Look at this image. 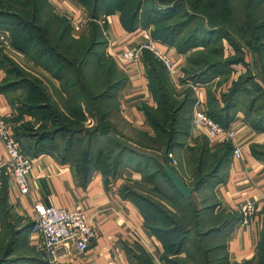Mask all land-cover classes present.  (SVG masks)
Listing matches in <instances>:
<instances>
[{
  "label": "crops",
  "instance_id": "crops-1",
  "mask_svg": "<svg viewBox=\"0 0 264 264\" xmlns=\"http://www.w3.org/2000/svg\"><path fill=\"white\" fill-rule=\"evenodd\" d=\"M54 3L69 13V16L73 15L77 19L86 16L82 10L78 11L63 0ZM102 19L106 25L107 36L103 53L114 59L117 69L126 77L125 83L114 92L118 109L111 121L117 131L116 137H121L122 141L132 144L138 150L142 149L139 152L157 161L165 152L150 150L140 144L138 138L137 143L132 136H154L146 115L141 110L142 106L155 107L148 89L143 54L140 60L133 64L121 60L123 52L135 49L143 42V29L126 31L120 24L118 13ZM70 21L72 25L76 23L72 19ZM70 32L75 33L73 29ZM161 48L174 61L177 73L175 75L182 77L181 70L186 67L188 54H180L166 45ZM249 56L244 59L245 67L243 63H237L240 68L234 71L238 76L247 73L246 68L250 67L252 58L250 56L248 61ZM41 72L44 73L45 80L48 79L52 87L58 90V96L63 95L60 83L43 69ZM175 78L171 74L172 81L178 86ZM262 79L264 78H258L256 81L260 91L264 90ZM6 82V71L0 63V117H7L14 135L23 122L30 121V116L21 115L17 109L20 106L22 91L4 87ZM208 82L184 85L186 89L191 86L195 100L192 109L196 104L207 114L216 107L223 108L225 101L220 93L224 94L228 90L224 88L225 91H221L215 87L210 89ZM225 116L230 118L227 126L236 130V136L231 142L209 138L202 128L192 125L190 113L187 130L171 148L176 164H172L170 159L168 164L187 188L192 190L190 198L184 199L196 204L200 213L199 227L204 219L211 221V215L220 212L225 216L233 214L240 217L237 223L225 227L227 231L218 232L221 235L226 233L223 245L219 244L224 246L222 257L228 258L230 264L249 261L255 264L258 260L257 246L264 227V159L254 156L251 148L255 146L258 149L264 145V130H256L251 120L241 110H235V107ZM221 119H224V116L221 115ZM234 147L240 149L239 158L233 155ZM27 156L33 161L28 176L29 192L21 194L5 166L8 154L0 141V189L5 187L7 202L6 208L0 212V264H47L40 252L38 234L33 231V227L42 209L49 206L78 210L95 229V237L85 252L76 253L72 246H67L62 250L67 257L58 264H140L141 255L147 257L151 264H164L162 243L146 228L135 196H126V192L137 196H150L168 210L175 212L158 193H171L163 178L155 175L151 181L144 179L150 175L146 174L153 163L150 159L148 164L140 159L134 162H127L125 159L120 162L114 173L93 169L90 176L81 181L75 166L55 153L42 152L36 156ZM218 158L221 162L215 175L207 184L194 188L199 167L204 168L202 172H207V166ZM139 163L140 167H137ZM144 187H151V194H146ZM155 188H158V191ZM246 201L253 202L255 210L248 222L242 224L240 205ZM222 224L221 221L213 225L210 223L209 226V222L205 220L204 228L208 226L206 229H222Z\"/></svg>",
  "mask_w": 264,
  "mask_h": 264
},
{
  "label": "trees",
  "instance_id": "trees-1",
  "mask_svg": "<svg viewBox=\"0 0 264 264\" xmlns=\"http://www.w3.org/2000/svg\"><path fill=\"white\" fill-rule=\"evenodd\" d=\"M43 1L46 3V0H23V4L18 3L19 7H16V2L14 0H0V27L9 29L8 31L12 35L13 47L26 56H30V58H32L31 60L35 61L38 66L44 68L43 70L49 73L51 78L59 81L61 94H63L58 96V90L56 91L55 87L53 89L49 88L40 78H34L32 76L28 79L19 69L13 68L11 70L9 62L1 58L2 61H0V63L2 67H4L7 75V82L4 84V87L21 90L24 96L23 98L26 101L21 105L22 114H20H27L30 116L37 115L38 118L37 125L34 126L30 121H26L14 132V138L23 153L36 156L42 152L54 153L57 151L55 154L64 160H69L75 166L78 178L81 181H85V179L90 176L93 169H99L103 173H114L118 169L120 162L125 159L127 162H134L140 159L145 162V164H148V159H150L153 163L150 171L149 169L146 171V174L150 175L148 177L146 176L144 179L151 181V178L155 177V175L161 176L165 184H167L171 190V195L164 194L161 191L158 193L174 210V205L177 201H180V203L188 209L187 212H190L193 229L195 228V230H197L199 227L200 213L197 210L196 204L183 198L167 178L162 167L163 163H169L167 154L171 153V148L174 143L177 142V139L187 130L190 113H192V106L195 101L192 97V89L187 88L185 90L186 93H182L185 95H181V98H179L180 95H176L170 89L171 83L167 78L165 79L151 73H155L152 67L153 61L157 62V66H161L163 69L165 68L151 53L144 51L143 59L148 89L155 103V107L142 106L141 108L146 115L149 126L154 132V136L151 137H147L145 134L143 135L152 141V144H145V147L150 150L163 151L165 153L161 159L154 161L146 156V154L139 152V150L133 146L123 143L122 140L116 138L117 131L111 121L113 116L111 110L115 106L118 107L114 98V92L125 83L126 77L117 69L113 58L105 55L103 52L101 54L97 52L98 49L104 48L107 42L101 35L100 26L96 23L101 13H109L103 16L111 15L113 11L118 10L120 13V24L126 31L134 32L138 29L147 30L149 25L154 24H148V22L139 19L140 12L143 8L146 9L148 18L155 17L156 15V19L159 20L165 19L170 14L179 10L184 11L185 15H189L186 7L193 10L197 1L159 0L162 3V6H159L157 2L153 0H138L131 4L130 2L132 0H78L84 5L88 11L89 17L93 20L91 23L94 25L93 34L90 36L87 45L84 41L85 39L82 41L70 39V27L68 24H63L58 34L55 33V30H51L41 24L39 18ZM260 1L261 0H255L254 3L257 5ZM116 4L118 6V9L116 8L117 10L114 8ZM212 5V3H209L206 8L212 10L214 7ZM159 12H164L163 14H165L166 17H161ZM208 13L209 12L205 10L202 14L206 15ZM112 14H114V12ZM54 18L57 19V21L60 20L58 16ZM214 31L220 33L224 32L221 28H217ZM170 33L171 32H162L158 29L151 32L150 36L154 40L169 46L171 45L170 47H172L174 43L169 39L168 34ZM173 34L174 33H171V35ZM65 36L70 39L71 43H74V46L69 43L68 46H65L68 50L63 51L65 52L63 53L59 47V43H62L66 38ZM261 46V44L258 46L253 45L254 49L258 48V52L254 51L252 54L264 53V49H261ZM236 50L238 53H241V55L226 60L225 64L245 62L243 50L238 48H236ZM176 51L180 54H186L189 49L179 47ZM93 54L98 58L96 66L104 61V68L100 76L94 75L96 81L91 80L89 82L85 75H83L82 69L83 64L87 65L89 57L93 56ZM190 59L191 58H188V60ZM202 62L206 64V68L201 67L204 71H202L199 76L194 74L196 77L190 75L192 76L190 81L193 85H197V79L200 80L198 83H203L207 75V80H209L212 77L210 74L212 71L215 69L218 70V67L224 66L222 62L209 63L206 59H203ZM13 72H15V77L13 75L11 76ZM186 73L189 74L187 69ZM258 89L260 91V88ZM24 90L26 91V96ZM232 92L236 93L237 90L233 88L231 92L228 93L223 108L217 109L216 107L211 113H208L213 120L224 127H228V121L230 120V118L225 116L226 113L230 112V110L235 107L229 100V98L233 97ZM17 109L19 111V106ZM85 113L89 115L95 123L90 129L85 128L83 124L86 120ZM221 115L224 116V119H221ZM252 125L256 130H264V116L262 119L260 118V122ZM98 135L102 137L106 136L107 143L110 144V147H107V149H100L96 153H93L95 140L98 139ZM59 136L61 137V146L58 143H54L56 147L51 149L53 144H49L47 141L55 138L56 142ZM251 150L254 156L264 159V145L258 147V149L253 146ZM58 151H60V153H58ZM220 162L221 159L218 158L214 163L208 165L207 172H202L204 168L202 169L200 166L198 178L194 182V188H199L207 184L215 175ZM137 167H140V163ZM155 190L158 191V188H155ZM126 193V196H135L139 204L138 207L144 217L146 228L162 243L164 249L162 256L163 263L185 264L182 260L178 259V255L185 246L186 240L184 236H187L190 231L187 225H184L181 220H179V215L177 216L174 212L168 210L164 205L150 196H137L131 192ZM6 205V190L5 187L2 186L0 189V212H3ZM175 212L177 211L175 210ZM239 220L240 217L237 215L227 214L222 228L227 227L229 224L233 225ZM197 233L198 240L200 241L199 243H201L202 238L207 236L210 232H202L199 230ZM179 235L183 237L179 241H176ZM168 240L174 241L171 245L176 246L177 244V250L173 253L175 256V260L173 261L168 259L170 253L167 251L170 246V244L167 243ZM196 244H198L197 241ZM197 250L206 256L209 252V250L204 247H202V249L198 247ZM6 252L5 249L4 253ZM142 256L144 255L140 256V261ZM257 256L258 264H264V227L257 246ZM140 264L151 263L147 257L144 256V262H140ZM243 264L253 263L249 261Z\"/></svg>",
  "mask_w": 264,
  "mask_h": 264
},
{
  "label": "rangeland",
  "instance_id": "rangeland-1",
  "mask_svg": "<svg viewBox=\"0 0 264 264\" xmlns=\"http://www.w3.org/2000/svg\"><path fill=\"white\" fill-rule=\"evenodd\" d=\"M16 2L15 6L19 7V4H23V0H14ZM57 0H46V3L43 1L42 10L40 13L39 22L43 25H45L47 28L51 30H55L56 34H58L63 26L69 25L70 30L73 29L75 33L70 32V39L74 40H84L86 42V45L90 39V36L93 34V27L91 23L93 20L89 17L88 11L84 7L82 3H80L78 0H63L64 3H67L68 5H71L78 11H83V13L86 15L84 18L77 19L75 16H69V13H66L63 9H60L57 7V5L54 3ZM138 0H132L130 2H137ZM156 1L159 6H162V3L159 0H153ZM194 0H191L193 2ZM197 4L195 5L196 10H191L188 7L187 13L189 15H185L184 11L179 10L172 14H170L168 17H166L164 12H159V15L161 17H166L165 19H156L155 17H149L146 9H142L139 15V19L141 21H146L148 24H154L149 25L147 28L148 32H154L155 30L160 29L162 32H171L174 33L173 35H169V39H171L173 46L171 48L178 49L179 47L187 48L189 49L188 55H186V67L182 69V77H177L176 70L174 73H168L166 69H163L161 66H157V62L153 61L152 67L155 70V73L151 72L153 75L160 76L162 78H167L169 82L171 83V90L176 95H180L179 98H181V95H185L182 93H186L184 89V85L191 83L190 79L194 76V74H197L199 76L203 69L201 67L206 68V64L203 63V59L208 60L209 63L211 62H222L224 66L218 67L219 69H215L212 71L211 78L207 80L208 75L203 80V83H198L200 81L199 79L196 80L197 85L198 84H204L205 82L209 81L210 84L208 88H220L221 91H225L226 88L228 90L223 94L220 93L222 96V99L224 97V101L227 100V95L233 88L237 90L236 93H233V97L229 98L232 105L235 106V110H241L245 116L251 120V123H257L260 122V118L264 116V90L259 91L258 88L259 85L256 83L258 81V78H264L262 75H264V53L261 54H252V52L257 51L258 48L253 47L262 45L261 49H264V0H261L259 4H255V0H196ZM149 3V1H148ZM212 3L214 6L212 10H208L206 6ZM211 6V7H212ZM113 7V6H112ZM114 8L118 9V6L114 5ZM116 9V10H117ZM207 10L209 13L206 15H203L202 13ZM211 11V12H210ZM114 14L118 13L120 16L119 11H113ZM112 12V13H113ZM111 13V15H112ZM109 13H101L99 16V19L96 20V23L100 26L101 29V35L106 40V25L104 23V19L109 15ZM157 14V13H156ZM256 15V16H255ZM59 17V21L55 19L54 17ZM74 20L76 23H71L70 20ZM163 21V22H159ZM105 26V27H104ZM196 28V29H195ZM217 28H221L224 30L223 33L215 32L214 30ZM9 29L0 27V36H4V39H0V61H2L1 58L4 60H7L10 64V69L13 68L19 69L21 72L25 74V77L30 79L32 76L35 78H41L43 79V82L49 86V88H54L51 85V82L47 79V81L44 78V73L42 74L41 70L44 69L38 64H36L35 61L31 60L30 56H26L24 53L18 51L15 49L12 45V35L8 31ZM144 30V29H143ZM197 31V32H196ZM196 32V33H195ZM171 35V36H170ZM142 36V35H141ZM66 38L60 42L59 47L61 48V51L68 50L65 46H68V44H72L74 46V43L70 42V39L65 36ZM162 45H166L162 43ZM170 47L169 45H166ZM242 49L244 59H246V56H251L250 61V67L246 68L247 73H243L241 75H237V72L234 71L236 68H240V66H237V63L233 64H225L226 60L232 59L234 56H240L241 53H238L236 50ZM98 53L103 52V47L98 49ZM149 52V51H147ZM258 52V51H257ZM65 53V52H63ZM96 53V54H98ZM150 53V52H149ZM195 54V55H194ZM250 56L248 61L250 60ZM83 57V56H81ZM80 57V58H81ZM154 57V56H153ZM30 58V59H29ZM188 58H191L188 60ZM97 56L93 54V56L89 57L88 64H83V75L89 80L96 81L94 78V75L100 76L103 71L104 61L96 66L97 63ZM157 60V59H156ZM158 61V60H157ZM24 62V64H23ZM159 62V61H158ZM231 63V62H230ZM32 64L33 67L30 65ZM162 65V64H161ZM31 66V67H30ZM163 66V65H162ZM243 66L245 67V63H243ZM30 69H29V68ZM99 67V68H98ZM187 72L189 74L186 73ZM31 74V75H30ZM171 74L175 76V82L171 79ZM15 77V72L11 73V76ZM49 75V73H48ZM192 75V76H190ZM255 75V76H254ZM21 76V74H20ZM50 76V75H49ZM19 77V76H17ZM51 77V76H50ZM53 79V78H52ZM45 80V81H44ZM264 80V79H262ZM194 81V80H193ZM47 82V83H46ZM59 82V81H58ZM60 83V82H59ZM180 87V88H178ZM183 88V89H182ZM191 88V86H190ZM225 88V89H224ZM231 93V94H232ZM24 94L26 96V91L24 90ZM24 96L22 95L19 101H21L19 106V113H21L22 106L24 104ZM84 100V99H82ZM26 102V101H25ZM195 105V104H194ZM118 107L115 106L111 113L112 115L117 114ZM22 114V113H21ZM27 115V114H26ZM86 115V120L84 121V127L90 129L92 126L95 125L94 121L89 117V115ZM30 116V115H27ZM37 115L30 116V122L32 125H37ZM26 122V121H25ZM40 123V122H39ZM81 126V125H80ZM48 127V126H47ZM127 132L129 130L127 129ZM98 139L95 140V145L93 148V153L97 152L100 149H107V147H110V144L107 143V137L106 136H100L98 135ZM133 138H135L137 142L140 144H152V141L149 138H146L142 135L132 134ZM129 137V136H128ZM59 138H55L52 140H48L49 144H53L52 148L56 147L54 143L62 144L61 140ZM122 140L121 137H116ZM127 140V138H125ZM125 144H128L130 146H133L130 143H127L125 141H122ZM137 142V143H138ZM157 146V145H156ZM142 151V149H139ZM54 153H57L54 152ZM60 153V151H58ZM148 153V152H147ZM151 154V153H150ZM154 186V185H153ZM164 188V187H163ZM144 192L146 194H151V187L147 188L144 187ZM207 194V193H206ZM168 195H171L169 193ZM174 208L177 212H174L179 220L184 225H187V228L189 229V233L187 236H184L185 246L183 249H181L180 254L178 255V259L182 260L185 264H230L228 261V258L222 257L224 254V246H219V244L223 245V238L225 239L226 233L224 235L219 234V231H227L225 227L222 229H206L204 228L205 220L209 222L211 225L215 224L216 222L222 223L225 221V217L223 213H216L215 215H211V221L208 219H204L201 226L195 230L193 229V223L190 216V212H187L188 209L180 203V201H177L174 205ZM205 216V215H204ZM230 225V224H229ZM228 225V226H229ZM206 226V225H205ZM203 228V229H200ZM202 232H210L207 236H204L202 238V242L198 240V231ZM197 231V232H196ZM183 236L179 235L177 236L176 241H179ZM196 241L198 244H196ZM174 242L173 240H168L167 243L170 244L167 251H169L168 259L175 260V256L173 255L174 251L177 250V244L171 245V243ZM201 246V247H200ZM204 247L205 249L209 250L208 255L206 256L202 252H199L197 248ZM172 252V253H171ZM140 262H144V256H142V259ZM245 263V262H244ZM255 264H258V260Z\"/></svg>",
  "mask_w": 264,
  "mask_h": 264
},
{
  "label": "built area",
  "instance_id": "built-area-1",
  "mask_svg": "<svg viewBox=\"0 0 264 264\" xmlns=\"http://www.w3.org/2000/svg\"><path fill=\"white\" fill-rule=\"evenodd\" d=\"M0 39L3 40L4 36H0ZM142 39L143 42L137 48L123 52L121 60L127 64H133L140 60L144 51H149L168 73H174L176 65L162 50V43L154 40L148 30H142ZM191 123L194 127L202 128L209 138H219L222 142H231L236 136V130L233 127L222 126L196 104L192 109ZM0 141L8 154L6 168L12 175L19 192L27 194L29 192L28 176L33 161L23 153L16 142L7 117H0ZM233 155L239 158L240 149L234 147ZM167 156L175 165L176 160L173 154L168 153ZM254 210L255 205L251 201L240 205L242 224L248 222ZM33 231L38 234L40 252L47 264H58L64 257H67V254L62 252L67 246H72L76 253L85 252L95 237L94 226L85 220L81 212L52 206L42 209Z\"/></svg>",
  "mask_w": 264,
  "mask_h": 264
},
{
  "label": "water",
  "instance_id": "water-1",
  "mask_svg": "<svg viewBox=\"0 0 264 264\" xmlns=\"http://www.w3.org/2000/svg\"><path fill=\"white\" fill-rule=\"evenodd\" d=\"M163 170L167 178L171 181L176 190L183 196V198L188 199L191 196L192 190L187 188L182 179L172 170V168L167 163L162 164Z\"/></svg>",
  "mask_w": 264,
  "mask_h": 264
},
{
  "label": "bare ground",
  "instance_id": "bare-ground-1",
  "mask_svg": "<svg viewBox=\"0 0 264 264\" xmlns=\"http://www.w3.org/2000/svg\"><path fill=\"white\" fill-rule=\"evenodd\" d=\"M228 128V127H227Z\"/></svg>",
  "mask_w": 264,
  "mask_h": 264
}]
</instances>
